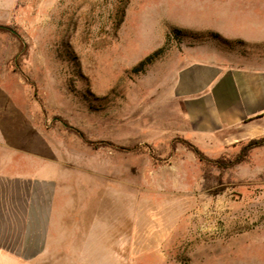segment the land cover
Segmentation results:
<instances>
[{"label": "rangeland", "instance_id": "1", "mask_svg": "<svg viewBox=\"0 0 264 264\" xmlns=\"http://www.w3.org/2000/svg\"><path fill=\"white\" fill-rule=\"evenodd\" d=\"M238 1L0 0V172L58 181L68 213L128 244L115 264H264V114L196 132L172 91L200 54L264 71V0L222 12L233 28L180 26ZM172 28L217 37L132 73Z\"/></svg>", "mask_w": 264, "mask_h": 264}, {"label": "crops", "instance_id": "2", "mask_svg": "<svg viewBox=\"0 0 264 264\" xmlns=\"http://www.w3.org/2000/svg\"><path fill=\"white\" fill-rule=\"evenodd\" d=\"M238 3L240 8L216 5L217 16H197L180 26L233 28L222 12H251L249 4ZM198 57L186 58L172 83L173 93L185 102L194 131L212 133L264 114V71L221 65L203 54ZM59 184L41 172L1 169L0 264H115L116 249L123 250L128 244L115 243L114 232L100 223L98 215L90 218L91 224H83L81 211L68 213Z\"/></svg>", "mask_w": 264, "mask_h": 264}, {"label": "trees", "instance_id": "3", "mask_svg": "<svg viewBox=\"0 0 264 264\" xmlns=\"http://www.w3.org/2000/svg\"><path fill=\"white\" fill-rule=\"evenodd\" d=\"M205 38V37H217V35H213L212 33H201V32H193L190 30H183L179 28H172L167 33L166 36V43L163 47L157 49L156 51L152 52L148 56H146L143 60H141L136 66H134L131 70L132 73L138 74L143 73L149 65H151L154 61H156L166 50L167 43L172 39H181V38H190L192 40H197V38ZM264 145V137L259 139L253 140L249 147H258ZM240 160L237 159V162Z\"/></svg>", "mask_w": 264, "mask_h": 264}]
</instances>
